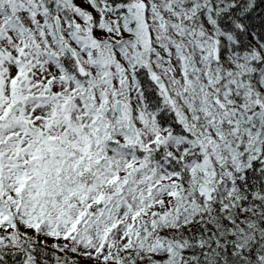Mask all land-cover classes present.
<instances>
[{
    "label": "snow or ice",
    "instance_id": "snow-or-ice-1",
    "mask_svg": "<svg viewBox=\"0 0 264 264\" xmlns=\"http://www.w3.org/2000/svg\"><path fill=\"white\" fill-rule=\"evenodd\" d=\"M0 264H264V0H0Z\"/></svg>",
    "mask_w": 264,
    "mask_h": 264
}]
</instances>
